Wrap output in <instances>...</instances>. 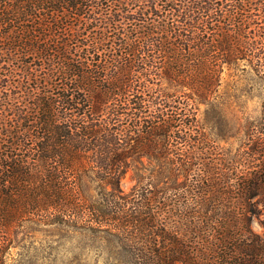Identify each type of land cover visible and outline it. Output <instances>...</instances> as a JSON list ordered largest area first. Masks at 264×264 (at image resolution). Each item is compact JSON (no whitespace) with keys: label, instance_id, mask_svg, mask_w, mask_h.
Listing matches in <instances>:
<instances>
[{"label":"trees","instance_id":"16d2710c","mask_svg":"<svg viewBox=\"0 0 264 264\" xmlns=\"http://www.w3.org/2000/svg\"><path fill=\"white\" fill-rule=\"evenodd\" d=\"M227 72L263 85L235 152L199 120ZM262 214L264 0H0V264L40 228L113 264H264Z\"/></svg>","mask_w":264,"mask_h":264},{"label":"rangeland","instance_id":"374dc122","mask_svg":"<svg viewBox=\"0 0 264 264\" xmlns=\"http://www.w3.org/2000/svg\"><path fill=\"white\" fill-rule=\"evenodd\" d=\"M224 74L221 98L214 105L200 106L199 120L205 131L225 151L235 152L245 138V125L260 120L263 85L251 74ZM131 170L121 186L131 191L138 182ZM256 234L264 237V214L252 224ZM109 238V237H107ZM20 240L22 242H20ZM110 239L96 238L73 231L40 228L19 237L11 249L9 264H113L111 254L118 249Z\"/></svg>","mask_w":264,"mask_h":264}]
</instances>
